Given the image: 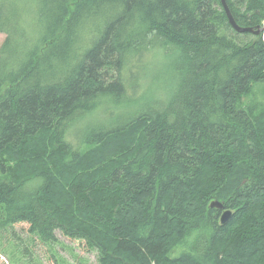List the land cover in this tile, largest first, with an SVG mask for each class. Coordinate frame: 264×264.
Listing matches in <instances>:
<instances>
[{
	"label": "trees",
	"instance_id": "16d2710c",
	"mask_svg": "<svg viewBox=\"0 0 264 264\" xmlns=\"http://www.w3.org/2000/svg\"><path fill=\"white\" fill-rule=\"evenodd\" d=\"M226 4L264 28V0ZM0 33V232L58 231L98 264H264V108L245 101L264 32L219 0H0Z\"/></svg>",
	"mask_w": 264,
	"mask_h": 264
},
{
	"label": "rangeland",
	"instance_id": "374dc122",
	"mask_svg": "<svg viewBox=\"0 0 264 264\" xmlns=\"http://www.w3.org/2000/svg\"><path fill=\"white\" fill-rule=\"evenodd\" d=\"M5 39V35L0 33V45ZM156 63L151 66L156 68L160 62H166L161 57L154 56ZM135 66V65H134ZM152 68V69H154ZM136 71H134V74ZM128 77L134 80V84L139 88V94L145 85L153 88L155 82L153 77L156 76L149 71L147 74L138 72L134 77ZM147 77V79H143ZM166 78V77H165ZM159 81V79H157ZM166 84L160 83L158 91L153 97H157L158 93L165 91ZM154 89V88H153ZM140 96V95H139ZM248 103L256 105L258 108H264V88L257 87L253 89V95L245 100ZM102 110H104L102 108ZM102 111L95 113L94 119L85 120V124L89 121L99 123L101 120L106 124L107 120ZM84 123L74 125L73 129L68 128L66 132V140L72 147L73 155L75 152L82 149L79 146L78 137L75 130L83 126ZM92 125H95L94 123ZM34 187V186H33ZM222 214V213H221ZM26 227L24 225L16 227H7L6 231L0 232V264H98L97 252L87 251L86 248L77 241H71L61 235L60 232L55 231L56 243L53 245H44L37 238L31 234L25 233ZM181 248L178 249V252Z\"/></svg>",
	"mask_w": 264,
	"mask_h": 264
},
{
	"label": "water",
	"instance_id": "95a60500",
	"mask_svg": "<svg viewBox=\"0 0 264 264\" xmlns=\"http://www.w3.org/2000/svg\"><path fill=\"white\" fill-rule=\"evenodd\" d=\"M220 5L226 15V18L228 20V24L230 25V27L232 28V30L239 34H252L254 36H258L260 35L262 32H264V28L259 29L257 28V30H253L251 28H243L240 27L236 24V22L234 21L232 14L230 13L227 4H226V0H220ZM210 208H215L217 210H222V214L220 215V224L221 226H224L227 224V222L230 220L232 213L230 211H225L223 210V205L217 201H212L209 205Z\"/></svg>",
	"mask_w": 264,
	"mask_h": 264
},
{
	"label": "bare ground",
	"instance_id": "6f19581e",
	"mask_svg": "<svg viewBox=\"0 0 264 264\" xmlns=\"http://www.w3.org/2000/svg\"><path fill=\"white\" fill-rule=\"evenodd\" d=\"M220 1V0H219ZM221 3V2H220ZM231 13V12H230ZM45 150V149H44ZM175 213V212H174ZM178 213V212H177ZM165 214V213H164Z\"/></svg>",
	"mask_w": 264,
	"mask_h": 264
}]
</instances>
